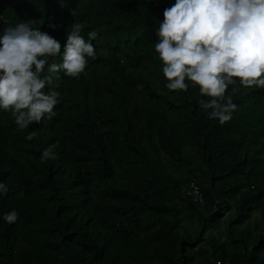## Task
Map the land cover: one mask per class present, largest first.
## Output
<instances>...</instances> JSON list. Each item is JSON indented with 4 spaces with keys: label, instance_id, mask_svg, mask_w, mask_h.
I'll use <instances>...</instances> for the list:
<instances>
[{
    "label": "trees",
    "instance_id": "obj_1",
    "mask_svg": "<svg viewBox=\"0 0 264 264\" xmlns=\"http://www.w3.org/2000/svg\"><path fill=\"white\" fill-rule=\"evenodd\" d=\"M174 3L0 0V35L28 19L62 48L74 22L97 34L85 72L53 80L51 119L17 131L0 110V264H264V89L229 86L223 125L191 82L168 90L155 28Z\"/></svg>",
    "mask_w": 264,
    "mask_h": 264
},
{
    "label": "clouds",
    "instance_id": "obj_2",
    "mask_svg": "<svg viewBox=\"0 0 264 264\" xmlns=\"http://www.w3.org/2000/svg\"><path fill=\"white\" fill-rule=\"evenodd\" d=\"M32 19L3 28L0 35V110L11 111L17 131L51 119L59 93L53 80L63 72L78 78L95 59L90 41L80 35L82 25L74 22L61 43L42 32ZM55 29L54 23H49ZM154 50L162 62V73L170 91H187L188 83L199 88L200 107L221 125L232 119L237 105L225 93L239 83L244 88L264 89V0H175L163 10V20L155 28ZM60 57L59 63L55 60ZM47 65V74L42 75ZM48 91H45V89ZM36 131L24 137L31 141ZM49 145L41 161L56 159ZM7 187L0 183V193ZM19 213L4 214L5 222L15 223Z\"/></svg>",
    "mask_w": 264,
    "mask_h": 264
},
{
    "label": "built area",
    "instance_id": "obj_3",
    "mask_svg": "<svg viewBox=\"0 0 264 264\" xmlns=\"http://www.w3.org/2000/svg\"><path fill=\"white\" fill-rule=\"evenodd\" d=\"M192 193V195L194 196V198H197V190L195 189V188H193V191L191 192ZM212 264H219L218 262H213Z\"/></svg>",
    "mask_w": 264,
    "mask_h": 264
},
{
    "label": "rangeland",
    "instance_id": "obj_4",
    "mask_svg": "<svg viewBox=\"0 0 264 264\" xmlns=\"http://www.w3.org/2000/svg\"><path fill=\"white\" fill-rule=\"evenodd\" d=\"M196 189V188H195Z\"/></svg>",
    "mask_w": 264,
    "mask_h": 264
}]
</instances>
